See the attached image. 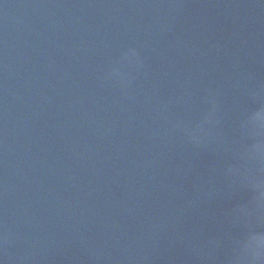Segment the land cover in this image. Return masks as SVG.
Here are the masks:
<instances>
[{"label": "water", "instance_id": "95a60500", "mask_svg": "<svg viewBox=\"0 0 264 264\" xmlns=\"http://www.w3.org/2000/svg\"><path fill=\"white\" fill-rule=\"evenodd\" d=\"M261 111L264 0H0V264H251Z\"/></svg>", "mask_w": 264, "mask_h": 264}, {"label": "clouds", "instance_id": "9594fccd", "mask_svg": "<svg viewBox=\"0 0 264 264\" xmlns=\"http://www.w3.org/2000/svg\"><path fill=\"white\" fill-rule=\"evenodd\" d=\"M251 122L264 128V111L256 113L252 117ZM257 150H264V146H257ZM246 249L251 254V264H264V236H253L249 240Z\"/></svg>", "mask_w": 264, "mask_h": 264}]
</instances>
